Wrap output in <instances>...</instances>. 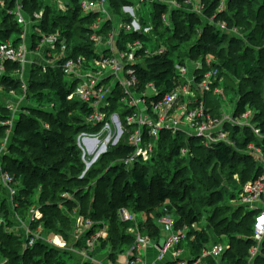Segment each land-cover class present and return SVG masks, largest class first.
Here are the masks:
<instances>
[{
  "label": "trees",
  "instance_id": "1",
  "mask_svg": "<svg viewBox=\"0 0 264 264\" xmlns=\"http://www.w3.org/2000/svg\"><path fill=\"white\" fill-rule=\"evenodd\" d=\"M23 2L28 15L43 4L41 0H24ZM71 2H74V5L66 12H59L48 6L42 16L40 28L44 32H52L59 28L67 38L69 56L83 55L92 65L95 54L88 34L94 16L83 15L76 4L77 1ZM110 2L118 11L127 1L110 0ZM256 2L257 0H226L224 10L217 13V18L225 20L230 28L236 26L243 34V39L224 34L212 26L205 25L199 16L183 10H173L171 12L172 27H164L160 22V14L165 11V7L154 5L151 13L153 33L162 44L170 46L171 53L170 50L168 53L173 54V50H176L177 56L173 59L166 53L160 58L145 60L146 68L135 65L138 85L144 87L145 84L153 82L161 90L156 96L158 99L172 87L174 60L181 61L185 56L212 55L218 61L219 76L225 83V91L236 94L234 114L238 115L249 104L255 108L257 113L255 120L263 129L264 46L255 53L252 50L255 49L254 45L264 43V0L261 1L263 5L257 11L253 8ZM204 3V13L210 16L215 12L219 0H204ZM11 6L12 1L6 0V7H0V41L15 36L13 42L17 45L22 30L13 16L6 14V9ZM17 67L15 63L8 62L4 73L0 75V138L4 136L6 128L1 125V122L8 119L10 115L6 107L9 93L11 91L16 95L21 93L19 79L14 75ZM27 72L28 89L25 99L27 103L21 104L15 118L10 134L9 154L4 157L6 169L14 174L17 181L14 202L15 209L21 216L25 217L30 205L38 204L42 212L39 223L43 226L44 234H60L70 243L73 241L71 232L74 218L80 215L89 219L92 222L91 227L83 232L74 246L82 248L90 234L104 230L106 234L97 239L91 255L109 245L108 259L115 264V255L125 246L129 247L135 238L134 234H146L150 238L160 237V227L156 221L162 213L155 212L152 215L150 211L152 208L157 209L158 206H162L165 212L175 211L177 218L174 228L184 231L194 255L208 244L224 243L228 245V249L223 255L222 264H247L248 249L253 244L251 236L256 210L243 205L246 211L251 213L252 222L249 225H245L244 220H233L232 225L218 229L223 217L217 219L212 231L213 236L218 240L211 243L208 234L209 224H205L202 229H197L196 225L202 224V218L199 217V210L189 204V200L197 201L192 196L193 190H199L200 187L195 188L192 183L182 185L180 181L175 183L172 177L165 181L157 172L147 176L144 166L154 158V153L159 154L160 150L167 149L168 155H172L176 161L183 160L187 162V165L191 163L192 167L198 170L219 166L221 176L224 173L229 176L236 172L243 174L248 170L247 162L251 161L255 171L249 175V178L246 177V181H249L256 179L264 172L254 159L253 161L250 159L251 156L238 153L234 148L222 143L204 147L198 143L197 139H189L192 155L188 158L179 153L180 147L186 145L185 136L181 134L172 136L168 132H161L149 160L143 162L139 159L127 167L123 159L129 156L132 147L127 144V134H125L80 177L79 172H83L84 163L81 160V151L77 146L76 138L82 132L98 131L96 126L101 124L92 125L86 122V117L91 113L88 103L76 98L68 99L78 80L68 79L60 67L47 66L44 72L42 66L32 64ZM110 82L111 79H108L106 85ZM246 82H250L251 86L245 88ZM120 96H122L121 90L118 85H115L109 99V109L117 112L124 122L125 116L131 114L132 109L126 108L120 102ZM31 100L34 101V106L28 105ZM210 110L214 115L219 114L218 107L210 108ZM248 131V129L241 130L233 127L231 135L241 148H244L248 142L255 141L264 152V140H256ZM117 154L122 157H117ZM169 160L171 161V158ZM180 171L181 169L177 170V172ZM67 172H70L69 176ZM126 175L129 178L123 180ZM211 175L208 173L204 178L211 179ZM93 176L98 182L94 195H92ZM119 178H122L124 183L118 182ZM213 180L215 184L218 182L215 178ZM115 183L118 185L115 186ZM107 186L112 193H115L116 198L108 200L105 207L101 208L102 206L97 205L95 193L100 187ZM150 188L154 190V204L146 209L139 201L136 191L145 192ZM216 196L221 200L222 192H216ZM122 208L130 212L134 219L122 220L118 215V211ZM219 210L226 214L223 206L219 207ZM0 213L5 215L6 222L5 226L0 224V264L3 262L7 264H90L82 261L80 255L75 252L58 249L42 241L36 242L31 248H24L23 238L10 231L13 221L9 219L10 214L5 201L0 204ZM141 214L145 218L137 220L136 217ZM118 225H121V232H116ZM106 226L110 228L107 229ZM253 264H264V240L261 254L255 258Z\"/></svg>",
  "mask_w": 264,
  "mask_h": 264
},
{
  "label": "built area",
  "instance_id": "2",
  "mask_svg": "<svg viewBox=\"0 0 264 264\" xmlns=\"http://www.w3.org/2000/svg\"><path fill=\"white\" fill-rule=\"evenodd\" d=\"M7 1H12V6L6 9V14L13 16L22 32L17 45L13 42L15 36L0 41V75L4 73L6 63H15L18 67L14 75L19 79L21 93L19 95L13 91L9 93L6 107L10 115L1 122L6 128L4 136L0 138V204L5 201L10 214L9 219L13 221L10 231L23 238L24 248H31L36 242L42 241L55 248L75 252L84 262H92L91 253L97 239L105 235L102 232L90 234L85 239L84 246L78 248L74 245L82 234H73L72 243L67 242L60 234H44L43 226L39 223L42 212L38 204L30 205L25 217L15 209L17 181L14 174L6 169L4 157L9 154L10 134L15 118L20 107L26 102L27 69L32 64L42 66L44 72L47 66L60 67L68 79L78 80L68 99L76 98L89 104L91 113L85 119L87 123L101 124L102 128L109 131L118 130V138L120 134L121 138L127 134L126 142L132 147L129 156L123 159L127 167L139 159L143 162L149 160L161 132H168L172 136L177 134L185 136L186 145L179 149L181 156L189 158L192 155L189 139H197L204 147L222 143L234 148L238 153L251 156L264 170L262 147L255 141H250L241 148L231 135V129L237 127L241 130L248 129L258 141L264 140V128L262 129L255 120L257 114L255 108L247 104L241 113L235 115L234 104L231 114H225L221 107L219 114L214 115L207 106V93L213 95L222 93L218 88L222 78L219 76L218 61L215 57L185 56L181 61L174 60L172 87L158 99L156 96L161 92L160 88L153 82L145 84L144 87L139 86L135 73V65L146 68L145 60L160 58L166 53L173 59L177 56L176 50L170 54V46L162 44L153 33L151 13L154 5L165 7V11L160 14V22L164 27H172L173 10H183L199 16L205 25L221 32H232L235 37L243 39V34L236 26L230 28L225 20L217 18V13L224 10L226 0H219L215 12L210 16L204 13V0H126L118 11L112 7L110 0H76L83 15L94 16L88 34L95 54L92 65L83 55L69 56L67 38L59 28L52 32H44L40 28L42 16L48 6L59 12H66L73 7L72 0H41L43 4L30 15L26 12L24 0ZM143 6L147 9L144 10ZM0 7H6V0H0ZM108 79H111V82L106 85ZM115 85L121 90L120 102L126 108L132 109V113L124 118V126L119 114L109 109V99ZM118 138L113 145L118 143ZM76 143L83 160V157L89 155L92 157L93 151L98 148V152L94 153L97 160L101 154L107 152L111 138L101 141L98 136L84 132L77 136ZM83 162L84 175L92 165V158ZM239 199L242 205L256 210L251 236L253 244L248 249L247 258V264H253L255 258L261 254L264 240V172L247 182ZM118 215L122 220L134 219V216L124 208L118 211ZM4 216L0 213V224L5 226ZM162 222L167 235L164 237L162 248L155 246L157 261L165 264H218L219 260L223 261V255L228 249V245L224 243L208 244L197 255L187 259L182 257L179 245L185 240L184 231L176 230L171 219H164ZM74 224L78 226L76 230L79 228L87 230L92 222L78 215L74 218ZM150 241L148 235L136 233L126 250V260L115 264H138L141 261L142 249L150 244Z\"/></svg>",
  "mask_w": 264,
  "mask_h": 264
},
{
  "label": "rangeland",
  "instance_id": "3",
  "mask_svg": "<svg viewBox=\"0 0 264 264\" xmlns=\"http://www.w3.org/2000/svg\"><path fill=\"white\" fill-rule=\"evenodd\" d=\"M261 1H263V0H257V2L255 3V6H253L255 11H257L263 5V3H261ZM144 8H145V6H143V9ZM146 9L147 8H145L144 10H146ZM117 23H119V22H117ZM223 33L234 36L232 34V32H229V31H226ZM262 46H264L263 42L256 44V45H254L255 49L252 51L255 53ZM254 56H256V55L254 54ZM36 59H37V56H36L35 60ZM41 60H42V62L44 61L43 58H41ZM245 84H247V86L245 88H248V86H251L250 82L249 83L246 82ZM263 86H264V82H263ZM218 88H220L222 93H218L215 95L210 94V93L206 94L207 106L209 108H217L218 107L219 110L222 107L225 114H231L233 112V108H234V104H235V100H236V94L232 93L230 91H228V92L225 91L224 81L219 83ZM34 104L35 103L33 100H31V102H28V105L34 106ZM121 122H122V126H124L123 119L121 120ZM92 125H96V124H92ZM96 127L98 128V131L92 132V135L98 136L101 141H104L107 138H111V143H110V145L107 146V151H108L112 146H114L113 142L115 141L116 138H118L117 135L119 132H118V130H114V129L109 131L106 128H102V126H96ZM120 131H121V129H120ZM82 133H84V132H82ZM121 136H122V134H120L118 140H121ZM97 149L98 148H96L93 151L92 157H89L90 155L83 157L84 160L82 159V154H81L82 162L83 161H89L92 158V165H93L95 162H97V160H99V158L103 154L106 153L105 152V153L101 154V156H99V158L97 160H95L97 156L96 155L94 156V153L98 152ZM159 152H160L159 154L154 153L155 154L153 156L154 158L151 161L147 162L146 165L144 166L146 169L147 176H151L157 172V173L161 174V176L164 178L165 181H168L172 177L175 179L174 180L175 183L177 181H180V182H182V185L192 183V184H194L195 188L200 187L199 190H193L192 196L195 197V199H197V201L193 202L192 200H189V204L193 208L199 210V217H200V219L202 218V224L201 225L197 224L196 228L202 229L203 227H205V224L206 225L209 224L208 234L210 236V240L212 241L211 243H213V241H215V240H218L217 238H215L213 236L212 230L215 227V222L217 221V219H219L221 217H223V220H222L221 225L218 226V229H222L224 226H227V225H232L233 220H244L245 225L251 224V222H252L251 213H248L246 211L245 206L241 205V202L239 199V196H240L242 190L245 188L247 182L250 181V180L246 181V177L249 178V175L253 174V172L255 171V166L251 163V161L247 162L248 170L246 172H244L243 174H241L240 172H236V173H233L231 176H229V174L227 175V173H224L223 176H221L220 172H219L220 171L219 166H216L214 168L206 167L202 170H198L196 167H192L191 163H189L187 165V162H185L183 160L176 161L172 155H168L167 149L160 150ZM166 155H168V156L165 157ZM116 156L119 158L122 157L119 154H117ZM169 158H171V161L169 160ZM250 159L253 161V158H250ZM84 166H85V164H84ZM179 169H181V171L177 172V170H179ZM83 170H84V168H83ZM79 173H80L79 176L81 177L83 175V173L81 171ZM208 173L212 174L211 175L212 178L207 180L204 177ZM69 175H70V172H67V176H69ZM128 178L129 177L126 175L123 177V180H126ZM214 178L216 181H218V182H216L217 185L213 182ZM200 179H202V181H200ZM123 180H122V178L121 179L119 178L118 182L122 181V183H124ZM96 181H97V178H95L93 176L92 177V195H94V189L98 186L97 185L98 182H96ZM117 185L118 184L115 183V186H117ZM100 186H102V185H100ZM111 188H112V186H111ZM240 190H241V192L238 194V192ZM136 192H137V195L139 196V201L141 202L142 205L144 204L146 209H148L149 206L151 207L152 204H154V190H152V188L146 190L145 192H139V191H136ZM216 192H222V199L221 200H219L217 198ZM66 196H68V195H66ZM95 196L97 197V205L102 206L101 208L105 207V204L108 200H110V199L115 200V198H116V197H114L115 193H112V190L110 189V187L108 188V186L106 188L100 187L99 191H96ZM222 206L225 208L226 214H223L219 210V207H222ZM150 212H152V215H154L155 212L156 213L161 212L162 215L159 217V220H161V218H167L168 215H175V211H171V212L163 211L162 206H158L157 209L152 208ZM140 217L141 216H137L136 219L140 220ZM206 219H207V222H206ZM156 224H158L159 225L158 227H160V228L163 225V223L160 221H156ZM72 226H73V229H72L71 234H83V232L85 231V229H80V228L78 230H76L78 228V226H76L75 224H73ZM163 227H164V225H163ZM106 228L108 229V228H110V226H106ZM101 232L103 234H106L104 230ZM116 232H121V225H118ZM224 241H225V239H224Z\"/></svg>",
  "mask_w": 264,
  "mask_h": 264
},
{
  "label": "crops",
  "instance_id": "4",
  "mask_svg": "<svg viewBox=\"0 0 264 264\" xmlns=\"http://www.w3.org/2000/svg\"><path fill=\"white\" fill-rule=\"evenodd\" d=\"M140 220L144 219L145 217L143 214L140 215ZM177 216L176 215H168L167 218H161V220H158L162 222L164 219H171L175 222ZM163 223V222H162ZM164 225V223H163ZM163 225L159 231V238H154L151 237L150 244L146 245L142 251H141V261L138 264H165L164 262H159L156 260V249L155 246L157 247V242L161 237H165L167 235V232L163 229ZM135 231V230H134ZM133 232V230H132ZM136 235V234H134ZM188 240L185 238L180 245L179 248L181 249V255L184 258H190L191 256L194 255L191 246L188 244ZM110 246L106 245L102 249H100L96 254L92 255V262H89L90 264H102L105 262H110V259H108V254L110 252ZM128 249L127 246H125L123 249L120 250L119 253L115 255V261L116 263H121L126 260V250Z\"/></svg>",
  "mask_w": 264,
  "mask_h": 264
},
{
  "label": "water",
  "instance_id": "5",
  "mask_svg": "<svg viewBox=\"0 0 264 264\" xmlns=\"http://www.w3.org/2000/svg\"><path fill=\"white\" fill-rule=\"evenodd\" d=\"M163 244H164V237H161L160 239H159V241L157 242V247L158 248H162L163 247ZM1 264H7L6 262H3V263H1ZM218 264H222V260H219L218 261Z\"/></svg>",
  "mask_w": 264,
  "mask_h": 264
}]
</instances>
